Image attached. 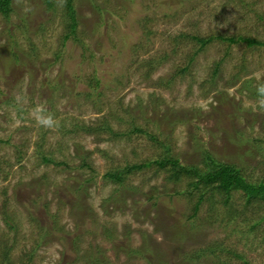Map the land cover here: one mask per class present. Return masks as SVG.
Masks as SVG:
<instances>
[{"label":"rangeland","instance_id":"rangeland-1","mask_svg":"<svg viewBox=\"0 0 264 264\" xmlns=\"http://www.w3.org/2000/svg\"><path fill=\"white\" fill-rule=\"evenodd\" d=\"M64 3L0 13V264H264L261 201L155 165L105 178L167 154L204 169L209 152L264 182V46L216 38L264 42V0H74L78 40L63 44ZM105 122L117 135L76 128Z\"/></svg>","mask_w":264,"mask_h":264},{"label":"trees","instance_id":"trees-1","mask_svg":"<svg viewBox=\"0 0 264 264\" xmlns=\"http://www.w3.org/2000/svg\"><path fill=\"white\" fill-rule=\"evenodd\" d=\"M73 2L74 0H65L64 3L66 32L63 36V44L70 39L74 41L78 40L77 35H78V27L80 25V20L78 18V14L73 5L74 4ZM11 12H12V0H0V13H2L5 17H9ZM145 27L146 26H144L143 28ZM192 38L200 44L201 48L205 47L209 42H211V40L215 39L214 36H210L209 38H202L201 36H195V35L192 36ZM216 38L217 41H220L222 43H228L230 45L245 43L248 47L264 46L263 41L257 39L255 40V38H251V37L219 35ZM164 61L165 58H161L158 60L150 59V60H146L144 65L150 67L151 69L149 72H151L152 69H154V67L157 68L161 66L164 63ZM87 83H88L87 87L96 91L99 88H101L102 80L97 76H94L93 78H89ZM245 85L247 90L250 91L256 90V89H251L252 88L251 86H253L252 81H247ZM87 95L90 96L91 94H87ZM76 128L77 130H81V129L85 130V132L89 134L103 131L109 133L110 135H117V133L114 132L113 127L107 122H105L102 126H98V127L94 125H90V126L82 125V127L76 126ZM134 131L137 133L144 134L154 143H160V139L154 133L148 132L140 128H134ZM41 159L45 164H50L53 166L64 164L62 162L56 161L55 159L47 155L42 156ZM203 161L205 168L200 169L199 166H195V165H183V163H181L179 159L167 154L166 156L157 159L155 161H149L139 164L126 165L125 167H119L117 169L107 172L105 174V178L109 179L114 183L121 185L127 175L132 174L133 172L136 171H142L149 166L155 165L160 170L164 171L168 169L169 171H171L172 173L170 178L172 180L178 181L183 176H189L196 180L195 182L190 183V185H192L195 188H198L201 184H204L205 186L211 187V189L213 190H219L221 193H224L227 196V199L230 197L231 192L241 191L246 195L249 202L252 200H258L264 204V182L257 184L249 182L247 178L243 175L242 169L240 167L236 166L235 164L218 161L209 152H206ZM85 165H87V163H85ZM203 199L204 196L202 195L195 206L194 214L192 215L193 217L196 216ZM87 212L88 214H90L91 211L89 210ZM4 220L11 229L14 228V224L9 217H6ZM107 238L110 241H113L114 235L107 234ZM202 253L197 257L203 256ZM185 261H187V259ZM89 262H90L89 264H105L104 261L100 259L95 261L89 260Z\"/></svg>","mask_w":264,"mask_h":264},{"label":"clouds","instance_id":"clouds-1","mask_svg":"<svg viewBox=\"0 0 264 264\" xmlns=\"http://www.w3.org/2000/svg\"><path fill=\"white\" fill-rule=\"evenodd\" d=\"M257 93L261 96L264 97V84H260L257 88ZM37 119L38 123L46 128H52L56 125V122L54 118L51 115H45L41 113L39 110H37Z\"/></svg>","mask_w":264,"mask_h":264}]
</instances>
